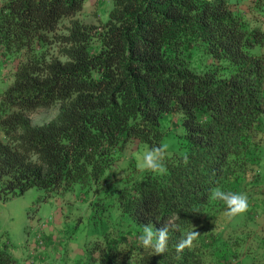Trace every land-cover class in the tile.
Instances as JSON below:
<instances>
[{
	"label": "trees",
	"instance_id": "16d2710c",
	"mask_svg": "<svg viewBox=\"0 0 264 264\" xmlns=\"http://www.w3.org/2000/svg\"><path fill=\"white\" fill-rule=\"evenodd\" d=\"M85 2L0 1V64L12 79L0 92V193L79 183L113 196L101 212L119 213L111 225L99 214L103 237L74 264H234L247 237L222 221L227 206L211 190L244 194L249 210L264 193V0L251 11L232 0H112L108 19L91 24L79 18ZM38 111L52 115L34 123ZM176 115L184 133L167 175L118 178L128 144L160 145ZM146 224L168 227L165 253L140 245ZM10 248L0 239V264H19Z\"/></svg>",
	"mask_w": 264,
	"mask_h": 264
},
{
	"label": "rangeland",
	"instance_id": "374dc122",
	"mask_svg": "<svg viewBox=\"0 0 264 264\" xmlns=\"http://www.w3.org/2000/svg\"><path fill=\"white\" fill-rule=\"evenodd\" d=\"M232 2L241 10L251 11L253 0ZM111 7L112 0H86L79 18L90 24L106 21ZM2 73L0 64V92L12 81L10 77H3ZM51 115L52 111H38L32 113L31 118L38 123ZM176 121H179L177 115L167 124L172 132L162 140V143L169 144L165 156L180 149V135L184 129L177 127ZM149 149L139 140L130 142L122 152V161L113 167L118 178L124 177V174L142 176L145 170L138 165ZM132 162L136 172L130 165ZM261 170L264 181V153ZM254 193L255 208L249 210L247 207L245 212L234 216L223 214L221 217L230 230L247 237L244 249L249 248L250 252L234 264H264V193L260 190ZM106 194L103 191L96 194L90 187L79 183L66 192H50L34 187L22 195L8 198L0 193V239L10 242V254L19 264H74L84 258L88 246L103 237L107 227L101 222L99 214L104 213V220L111 225L113 220L109 218V213H119L116 204L107 206L108 209L101 212V208L108 203H114L113 196ZM97 201L100 204L94 207Z\"/></svg>",
	"mask_w": 264,
	"mask_h": 264
},
{
	"label": "clouds",
	"instance_id": "9594fccd",
	"mask_svg": "<svg viewBox=\"0 0 264 264\" xmlns=\"http://www.w3.org/2000/svg\"><path fill=\"white\" fill-rule=\"evenodd\" d=\"M169 148V144L164 142L160 145H154L147 150L139 163L142 170L150 171L156 175H167L168 168L164 161L166 159L165 153ZM183 163L187 165L189 158L187 155L183 157ZM211 198L223 201L227 206V215L234 216L236 214L245 212L248 207L247 197L242 193H234L215 188L211 190ZM200 233L191 230L184 234V236L176 244V252L179 254L185 248L190 247L192 243L198 239ZM169 240V229L167 226L157 229L151 225H144L142 234L139 236V243L145 249H151L154 254H163L167 251Z\"/></svg>",
	"mask_w": 264,
	"mask_h": 264
}]
</instances>
